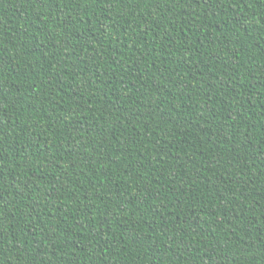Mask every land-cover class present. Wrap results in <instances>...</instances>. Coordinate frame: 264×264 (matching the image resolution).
Wrapping results in <instances>:
<instances>
[{
  "label": "trees",
  "instance_id": "1",
  "mask_svg": "<svg viewBox=\"0 0 264 264\" xmlns=\"http://www.w3.org/2000/svg\"><path fill=\"white\" fill-rule=\"evenodd\" d=\"M0 264H264V0H0Z\"/></svg>",
  "mask_w": 264,
  "mask_h": 264
}]
</instances>
